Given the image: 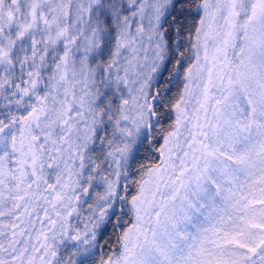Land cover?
Instances as JSON below:
<instances>
[{
    "label": "snow or ice",
    "instance_id": "obj_1",
    "mask_svg": "<svg viewBox=\"0 0 264 264\" xmlns=\"http://www.w3.org/2000/svg\"><path fill=\"white\" fill-rule=\"evenodd\" d=\"M0 264H264V0H0Z\"/></svg>",
    "mask_w": 264,
    "mask_h": 264
}]
</instances>
